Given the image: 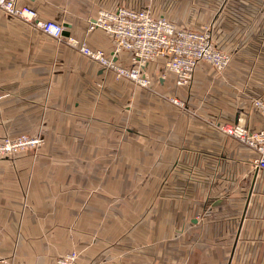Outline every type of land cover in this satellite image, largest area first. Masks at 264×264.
<instances>
[{
  "label": "crops",
  "instance_id": "obj_1",
  "mask_svg": "<svg viewBox=\"0 0 264 264\" xmlns=\"http://www.w3.org/2000/svg\"><path fill=\"white\" fill-rule=\"evenodd\" d=\"M17 1L106 53L113 51L112 37L102 29L87 31L88 20L101 8L139 7L130 0ZM223 2L180 3L151 13L175 24L207 23ZM114 59L128 65L130 52L120 50ZM146 69L155 92L175 96L193 111L177 112L176 105L155 97V127L164 129L170 143L165 150L213 158L150 161L149 167L171 170L147 177L143 191L135 194L136 214L134 204L115 208L111 186L97 192L86 176L58 170L112 169V162L0 160V263L53 264L74 243L78 264H264V169L254 166L252 151L214 126L241 117L258 129L262 116L251 105L243 106L241 83L228 73L216 75L210 64L197 65L190 89L176 86L162 59ZM129 84L135 85L115 78L64 41L21 20L0 17V135L40 133L47 141L45 152L81 151V144L63 145L53 138L82 136V130L106 135L113 106L103 93L106 87L124 86L128 93ZM136 86L135 92L145 89ZM108 174L105 180L111 179ZM83 201L86 209L78 210ZM68 232L79 237L75 234L72 242ZM85 232H105V246L82 243ZM114 232L121 233L120 241L115 242Z\"/></svg>",
  "mask_w": 264,
  "mask_h": 264
},
{
  "label": "rangeland",
  "instance_id": "obj_2",
  "mask_svg": "<svg viewBox=\"0 0 264 264\" xmlns=\"http://www.w3.org/2000/svg\"><path fill=\"white\" fill-rule=\"evenodd\" d=\"M137 1L139 2L137 3ZM210 1L213 0H130V5L135 4L133 6H139L138 8H148L150 11L153 10L156 14H160L162 9L168 8L170 5L176 6L180 3H192L193 5L199 6L203 2L205 3ZM212 13L214 14L211 17V20L209 19L207 23H176V25L192 29H198L203 26L209 27L215 47H217L219 50L227 52L231 57L228 68H226L223 72L217 73L216 71L214 72L213 69L211 71L219 76L228 73L238 80L241 83L240 93L243 97V106L246 104V106L251 107L250 105L253 98H264V0H224L220 7L211 11V14ZM218 15L219 17L217 18ZM2 16L10 17L0 10V17ZM201 63L208 64L204 61ZM193 78L191 83L184 87H188V89H190L194 81ZM107 79L111 78L108 77ZM135 86L136 85L129 84L128 93L126 92L127 88L125 89V86L115 88L106 87L103 95L104 97L108 98L113 106L112 124H108V129H106L108 133L106 135L102 134L98 136H89V130H82V136L76 135V137L62 136L53 138L54 143H60L63 145L81 144V151H60L58 153L45 152L43 146L47 143V141L45 140V136L42 135L40 137V141L42 140V142L39 146L28 147L12 153L0 154V160L29 161L46 159H75L83 161L92 160L112 162L114 166L112 169H106L105 166L102 167V165H99L98 168L67 167L59 168L58 170L64 171L67 175L81 174L82 176H86L89 178L86 181L92 182L89 185L90 188H97V192L102 193L106 190V187L109 188L111 186L115 195V208H119L122 206V203H125L126 205L130 204V206L136 203L137 200L135 199V194L143 191L145 183L148 182L147 177H150V175L152 176L155 171L159 170V172H161L160 175L164 176L166 172L171 170V168L165 167H149L148 165L152 164L150 161H196L202 160L204 158H213L208 157L207 153L203 152H172L165 150L170 147V143L168 141L169 139L164 135V129L155 127V122L157 121L154 118V99L157 97L161 101V98H163V100H167L169 102L168 96H165L160 92H155L154 88L147 90L139 89L135 92V90H137ZM237 87L238 85L236 84L235 88ZM161 103L163 104L162 101ZM159 105L160 102H158V109ZM189 108L190 107L187 105V102L186 104L184 103L183 107H173V109L177 110V112H193ZM166 110L168 111L169 109L167 108ZM86 126H88V124L83 121V129H85ZM214 126L217 128L216 124H214ZM29 135L34 136V134ZM15 136L16 135H0V142H4L8 138H13ZM234 143L237 144L236 141ZM94 145L97 147V149H88L90 146L93 147ZM160 148L163 150H160ZM143 162H146L147 164L143 165ZM107 170L110 172V176L109 174L108 176L111 179L105 180ZM92 176L94 178L103 177L104 180L94 181ZM125 194L130 195L125 196ZM90 202L91 201H89V203ZM104 202L105 201H103V203ZM84 204L85 201H83V207L79 208L78 210L86 209ZM134 209L136 214L137 207L135 204ZM100 213H102V209L99 210V214ZM69 218L71 219L70 222L73 224L74 216H70ZM97 218L98 217H96V220ZM96 220H94L93 223L96 224ZM75 234L77 235L75 238L79 237V233H67V236H70V241L74 242ZM114 234L115 242L120 241L119 237L121 233L114 232ZM104 235L105 232L82 233V239L84 238L82 243H85V245L90 243L102 244V247H104ZM73 244L74 243H71V245L69 244L66 252L73 250L78 253V251L73 248ZM8 262H11V260ZM76 262L78 264V257Z\"/></svg>",
  "mask_w": 264,
  "mask_h": 264
},
{
  "label": "built area",
  "instance_id": "obj_3",
  "mask_svg": "<svg viewBox=\"0 0 264 264\" xmlns=\"http://www.w3.org/2000/svg\"><path fill=\"white\" fill-rule=\"evenodd\" d=\"M0 10L6 15L19 19L48 34L57 41H64L85 57L95 61L103 70L115 78L126 79L139 87L151 89V76L147 72L149 62L162 59L166 70L172 72L178 87L188 86L200 62H207L217 73L223 72L230 62V55L215 47L209 27L198 29L178 26L163 15L154 16L148 8L117 6L114 9H99L87 23V31L102 29L112 37L113 51L90 47L84 38L71 34L64 36L65 27L52 19H42L37 11L17 0H0ZM120 50L130 52V62L122 65L115 61L114 55ZM164 72L161 73L163 76ZM169 101L183 107L184 101L175 96ZM252 108L263 119L258 129H251L239 117L232 122H218L219 131L232 137L253 152L252 162L257 169H264V98L255 97ZM40 133L34 136L21 133L0 142V154L12 153L28 147L39 146ZM78 253L68 251L59 255L53 264H77ZM0 264H23L14 261Z\"/></svg>",
  "mask_w": 264,
  "mask_h": 264
},
{
  "label": "water",
  "instance_id": "obj_4",
  "mask_svg": "<svg viewBox=\"0 0 264 264\" xmlns=\"http://www.w3.org/2000/svg\"><path fill=\"white\" fill-rule=\"evenodd\" d=\"M63 34H64V35H69V32L66 31V30H64V31H63Z\"/></svg>",
  "mask_w": 264,
  "mask_h": 264
}]
</instances>
